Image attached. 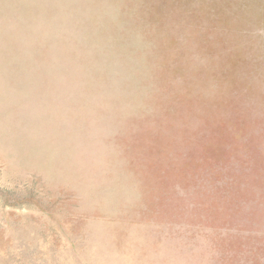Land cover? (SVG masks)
<instances>
[{
    "label": "rangeland",
    "instance_id": "1",
    "mask_svg": "<svg viewBox=\"0 0 264 264\" xmlns=\"http://www.w3.org/2000/svg\"><path fill=\"white\" fill-rule=\"evenodd\" d=\"M0 264H264V0H0Z\"/></svg>",
    "mask_w": 264,
    "mask_h": 264
}]
</instances>
